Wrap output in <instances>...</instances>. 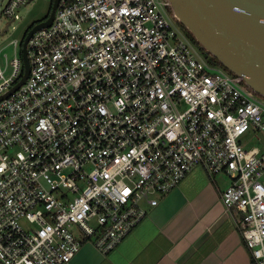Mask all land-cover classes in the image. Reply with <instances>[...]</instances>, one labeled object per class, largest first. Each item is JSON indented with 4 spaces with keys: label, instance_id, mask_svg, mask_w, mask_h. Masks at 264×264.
I'll list each match as a JSON object with an SVG mask.
<instances>
[{
    "label": "built area",
    "instance_id": "built-area-1",
    "mask_svg": "<svg viewBox=\"0 0 264 264\" xmlns=\"http://www.w3.org/2000/svg\"><path fill=\"white\" fill-rule=\"evenodd\" d=\"M22 39L11 60L0 48V264H68L85 242L107 253L194 167L227 178L219 199L264 264V97L166 0H59L10 92Z\"/></svg>",
    "mask_w": 264,
    "mask_h": 264
},
{
    "label": "crops",
    "instance_id": "crops-1",
    "mask_svg": "<svg viewBox=\"0 0 264 264\" xmlns=\"http://www.w3.org/2000/svg\"><path fill=\"white\" fill-rule=\"evenodd\" d=\"M1 2V0H0ZM224 175L210 180L194 167L107 253L85 242L68 264H252L232 208L219 192Z\"/></svg>",
    "mask_w": 264,
    "mask_h": 264
},
{
    "label": "water",
    "instance_id": "water-1",
    "mask_svg": "<svg viewBox=\"0 0 264 264\" xmlns=\"http://www.w3.org/2000/svg\"><path fill=\"white\" fill-rule=\"evenodd\" d=\"M166 1L176 20L206 53L229 72L241 76L252 92L264 97V0ZM58 2L53 0L48 15L23 37L24 73L10 92L27 77L28 39L36 30L50 25ZM8 26L9 22L3 32L8 30Z\"/></svg>",
    "mask_w": 264,
    "mask_h": 264
},
{
    "label": "rangeland",
    "instance_id": "rangeland-1",
    "mask_svg": "<svg viewBox=\"0 0 264 264\" xmlns=\"http://www.w3.org/2000/svg\"><path fill=\"white\" fill-rule=\"evenodd\" d=\"M5 1L6 0H1L0 9L4 5ZM50 7L51 0H32L25 6L18 7L15 10V13L18 16L10 24L8 30L4 32L3 30L8 22V19L0 17V48L3 47L2 55L6 54L8 60H11L13 57L12 46L8 45V43L12 39L21 40L28 26L43 19L49 13ZM251 145L258 144L251 143L247 147H250Z\"/></svg>",
    "mask_w": 264,
    "mask_h": 264
},
{
    "label": "trees",
    "instance_id": "trees-1",
    "mask_svg": "<svg viewBox=\"0 0 264 264\" xmlns=\"http://www.w3.org/2000/svg\"><path fill=\"white\" fill-rule=\"evenodd\" d=\"M50 8H51V7H50ZM49 10H50V9H49ZM47 15H48V14H47ZM47 15H46V16H47ZM46 16H45V17H46ZM45 17H44V18H45ZM36 23H37V22H34V23H32L31 25L28 26V28L26 29V31H25L24 34H23V37L25 36L26 32H27V31H28V30H29L34 24H36ZM187 33H188V32H187ZM188 35L191 37V35H190L189 33H188ZM191 38H192V37H191ZM212 59H213L216 63H218L214 58H212ZM218 64H219V63H218Z\"/></svg>",
    "mask_w": 264,
    "mask_h": 264
}]
</instances>
